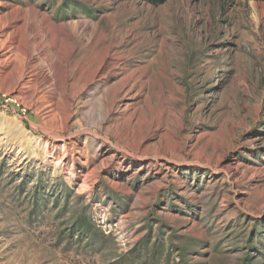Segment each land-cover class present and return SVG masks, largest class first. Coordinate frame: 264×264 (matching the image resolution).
<instances>
[{"label":"rangeland","instance_id":"rangeland-1","mask_svg":"<svg viewBox=\"0 0 264 264\" xmlns=\"http://www.w3.org/2000/svg\"><path fill=\"white\" fill-rule=\"evenodd\" d=\"M1 51L0 264H264V2L0 0Z\"/></svg>","mask_w":264,"mask_h":264},{"label":"bare ground","instance_id":"bare-ground-1","mask_svg":"<svg viewBox=\"0 0 264 264\" xmlns=\"http://www.w3.org/2000/svg\"><path fill=\"white\" fill-rule=\"evenodd\" d=\"M40 47H41L40 45L37 46L36 50H38ZM2 49H4V48H2ZM72 49L73 48L71 46H68V48H66L65 50L63 49V51L60 53V55L56 54L57 57H56L55 61H53V62H50V56L48 55L47 52L44 54L45 57L43 56L44 57L43 61L49 62L48 68H49V71H50L51 75L54 78H56L57 76L61 77L62 80H63V84L65 85L66 89L71 87L70 86V82H71V80L73 79V76H74V72H75L74 69L77 67V63H73L72 61L69 60V58H70L69 55H70V52H71ZM9 54H10V51H6V52L0 53V67H2L3 65H5L8 62ZM5 56H7V57L5 59H3V57H5ZM101 61H102V59H101ZM33 62H35L33 54L32 55H28L27 61L25 63V66H23V67H25L26 70L31 68L33 74L32 75L28 74L29 76L26 79H25V76H26L25 72H23L20 75V74L17 73L15 68L11 71V73H10V75L8 77L9 78L8 79L9 82L12 84L11 88H10V91H15L16 92L17 90H19L20 92H24L23 90H25L26 88L27 89L30 88L32 85L33 86H34V84L38 85V83H39L38 79H37L38 75L35 74L37 66L32 64ZM102 62L103 63H101L99 66H97L96 73L98 71H100L101 68L103 67V65L105 64L104 61H102ZM98 63H100V62H98ZM133 75H134V73H131V74L127 75L126 78L122 81V83H124V81L126 79H128L129 77H132ZM6 76H8V75H6ZM45 80H47V79H45ZM49 82H47V83H49ZM43 86H44V84H43ZM49 86H52V84H50Z\"/></svg>","mask_w":264,"mask_h":264},{"label":"trees","instance_id":"trees-1","mask_svg":"<svg viewBox=\"0 0 264 264\" xmlns=\"http://www.w3.org/2000/svg\"><path fill=\"white\" fill-rule=\"evenodd\" d=\"M255 1H261V2H264V0H255Z\"/></svg>","mask_w":264,"mask_h":264}]
</instances>
